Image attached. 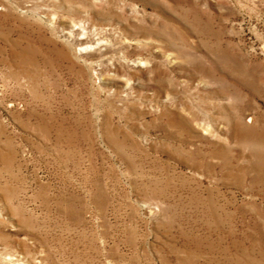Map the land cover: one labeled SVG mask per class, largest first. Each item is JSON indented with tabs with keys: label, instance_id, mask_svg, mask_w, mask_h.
<instances>
[{
	"label": "rangeland",
	"instance_id": "rangeland-1",
	"mask_svg": "<svg viewBox=\"0 0 264 264\" xmlns=\"http://www.w3.org/2000/svg\"><path fill=\"white\" fill-rule=\"evenodd\" d=\"M0 264H264V0H0Z\"/></svg>",
	"mask_w": 264,
	"mask_h": 264
},
{
	"label": "bare ground",
	"instance_id": "bare-ground-1",
	"mask_svg": "<svg viewBox=\"0 0 264 264\" xmlns=\"http://www.w3.org/2000/svg\"><path fill=\"white\" fill-rule=\"evenodd\" d=\"M74 42H75V45L77 46V51H80L81 50V48L80 47H82V49H84V45H85V41H84V39H82L81 37H76L75 39H74ZM98 43L99 42H95L94 44L95 45H98ZM86 49V48H85Z\"/></svg>",
	"mask_w": 264,
	"mask_h": 264
}]
</instances>
